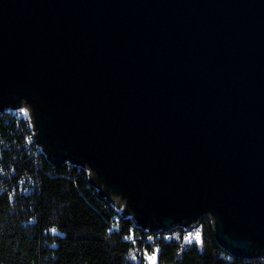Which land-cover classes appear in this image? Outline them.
<instances>
[{
	"label": "water",
	"instance_id": "obj_1",
	"mask_svg": "<svg viewBox=\"0 0 264 264\" xmlns=\"http://www.w3.org/2000/svg\"><path fill=\"white\" fill-rule=\"evenodd\" d=\"M146 230L206 215L264 256V0H0V111Z\"/></svg>",
	"mask_w": 264,
	"mask_h": 264
},
{
	"label": "trees",
	"instance_id": "obj_2",
	"mask_svg": "<svg viewBox=\"0 0 264 264\" xmlns=\"http://www.w3.org/2000/svg\"><path fill=\"white\" fill-rule=\"evenodd\" d=\"M30 135L26 118L0 114V264H149L153 249L154 264H264L226 252L209 220L200 244L150 241L154 232L121 216L86 167L52 162Z\"/></svg>",
	"mask_w": 264,
	"mask_h": 264
},
{
	"label": "built area",
	"instance_id": "obj_3",
	"mask_svg": "<svg viewBox=\"0 0 264 264\" xmlns=\"http://www.w3.org/2000/svg\"><path fill=\"white\" fill-rule=\"evenodd\" d=\"M1 113L13 114L17 117L26 118L28 121V124H29V128L31 130V125L29 123L28 111L24 106H20L18 108H14V109L4 108L2 111H0V114ZM27 141H29V142L33 141L35 143V140H34L33 135H32V130H31V135L27 138ZM21 182L26 183L24 178L21 180ZM19 191H21V188H19ZM117 212L122 216V214L118 210H117ZM128 218H130L134 222V224L137 225V223L135 222V220L132 217H128ZM113 219L115 221H117L118 217L114 216ZM203 220H208L206 215L201 216L200 219L196 223L191 224L189 227H186V228L177 225L174 228L168 229L167 231H164V230H155V231L154 230H148V231L154 232V235H152L150 237V241H152V242L153 241L168 242V241L174 240L179 245L180 248H184V247H186L188 245H192V244H200L201 237H202ZM209 221L211 223V220H209ZM140 228H142V227H140ZM115 230L116 231L118 230L117 227ZM197 235L199 236L198 240L196 239ZM156 253H157L156 249H153V250L148 252V257L149 258H155ZM261 258H264V256H261Z\"/></svg>",
	"mask_w": 264,
	"mask_h": 264
},
{
	"label": "rangeland",
	"instance_id": "obj_4",
	"mask_svg": "<svg viewBox=\"0 0 264 264\" xmlns=\"http://www.w3.org/2000/svg\"><path fill=\"white\" fill-rule=\"evenodd\" d=\"M149 264H154V259L153 258H149Z\"/></svg>",
	"mask_w": 264,
	"mask_h": 264
},
{
	"label": "snow or ice",
	"instance_id": "obj_5",
	"mask_svg": "<svg viewBox=\"0 0 264 264\" xmlns=\"http://www.w3.org/2000/svg\"><path fill=\"white\" fill-rule=\"evenodd\" d=\"M196 239L198 240L199 239V236L197 235Z\"/></svg>",
	"mask_w": 264,
	"mask_h": 264
}]
</instances>
